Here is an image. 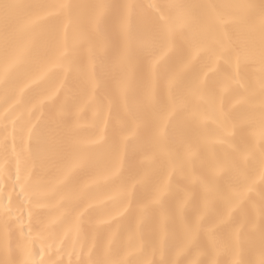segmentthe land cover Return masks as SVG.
Here are the masks:
<instances>
[{"label": "snow or ice", "instance_id": "snow-or-ice-1", "mask_svg": "<svg viewBox=\"0 0 264 264\" xmlns=\"http://www.w3.org/2000/svg\"><path fill=\"white\" fill-rule=\"evenodd\" d=\"M61 17L72 21L70 46ZM233 60L239 78L230 72ZM257 65L264 96V0H0L4 159L10 160V126L14 143L19 137L22 146L25 134L29 138L12 191L0 188V264H64L53 258L63 255L78 257L68 264H264V155L254 175L234 173L225 180V163L214 159L198 176L191 170V145L170 152L163 128L177 113L203 119L199 104L209 98L225 135L234 134L232 119L216 105L218 89L225 80L244 89V69ZM57 67L71 74L62 79L52 70ZM85 101L108 111L114 145L117 137L126 142L124 171L118 147L99 151L74 135ZM261 108L264 136V100ZM52 124L67 135L46 139ZM139 143L155 151L140 153ZM158 156L168 162L162 179ZM6 172L0 168V181ZM169 173L177 178L175 188ZM105 198L102 210L93 206ZM221 253L228 258H218Z\"/></svg>", "mask_w": 264, "mask_h": 264}, {"label": "bare ground", "instance_id": "bare-ground-1", "mask_svg": "<svg viewBox=\"0 0 264 264\" xmlns=\"http://www.w3.org/2000/svg\"><path fill=\"white\" fill-rule=\"evenodd\" d=\"M17 2L87 5L95 2V0H17ZM118 2L150 4L174 2V0H118ZM196 2L222 4L229 3L231 0H196ZM253 2L258 3L259 0H253ZM61 21L64 25L62 38L70 46L73 39L72 21L65 17H61ZM83 66L87 67L86 60ZM52 70L61 72L62 79L71 74L70 68L57 67ZM240 71L241 68L233 60L230 72L239 78ZM259 77L258 65L256 68L248 67L244 69L242 79H240V83L244 84V89L234 88L237 86L236 83L229 80L223 81L218 89L216 105L217 107H224L235 124L234 134L232 135L226 136L223 132L214 113L215 101L209 98H206L199 104L200 110L204 113L203 119H185L183 113H177L164 121L163 128L167 132L170 152H174L177 147L182 148L184 144L191 145L194 152L191 170L195 175H205L208 166L214 159L225 163L227 169L225 180L231 178L234 173L255 174L258 161L264 155V136L261 135L260 119L261 104L264 96H262L259 88ZM89 94L94 97V92ZM241 96L244 99L240 103H236L237 99ZM158 114L163 115V111L158 110ZM108 119L109 113L107 110L100 112L97 109L90 108L88 101H85L84 105L76 113V119L72 124L73 133L77 138L87 143L89 147L98 149L99 151H107L118 147L120 171H124L128 164L126 142L117 137L116 144L114 145L111 134L108 131ZM66 135L67 129L55 124L50 125L45 130V136L48 140H56ZM144 135L142 131L141 136L143 137ZM7 148L10 156L9 161L4 159V145L2 143V136H0V168L7 169L6 175L0 181V188H7L10 193L12 191L11 183L16 179L17 167L19 165L22 168L24 164L21 152L27 153L28 151V136L25 134L23 137L22 146L19 137L16 138L14 143L12 128L10 126ZM137 148L140 153L155 151L154 146L145 143H139ZM142 159V156L138 157L134 163H138ZM155 165L159 171V178L162 179L167 173V158L165 156H158ZM167 179L175 188L177 178H173L172 174L169 173ZM100 182L104 183L105 181L101 180ZM258 187L259 180H257V189ZM19 190V186H17L16 191L19 192ZM196 190L198 191V189ZM111 195L115 198V193H111ZM256 198L257 200L259 199L258 195ZM107 202L106 198L94 201L93 206L102 210L103 205ZM28 213L29 209L26 202L24 208L25 225L28 223ZM16 216H19V212L16 213ZM103 218L106 219V217ZM3 241V232L0 231V245L3 244ZM53 258L55 260L63 259L64 264H68L70 259H78V257L71 255L54 256ZM218 258L227 259L228 257L221 253V256Z\"/></svg>", "mask_w": 264, "mask_h": 264}]
</instances>
